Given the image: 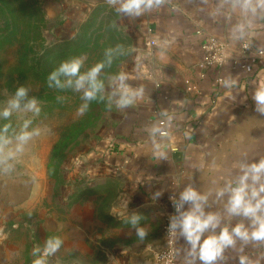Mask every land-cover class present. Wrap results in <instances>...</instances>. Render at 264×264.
<instances>
[{
	"label": "crops",
	"instance_id": "crops-1",
	"mask_svg": "<svg viewBox=\"0 0 264 264\" xmlns=\"http://www.w3.org/2000/svg\"><path fill=\"white\" fill-rule=\"evenodd\" d=\"M65 2L76 4V0ZM119 15L131 37V57L120 71L128 74L132 88L143 87L144 92L133 105L118 109L111 134L86 156V164L75 169L87 177L109 178L113 184L112 244L99 247L103 264H149L165 247L162 228L173 212L172 198L180 203L179 194L187 186L207 195L205 211L218 213L221 227L249 223L229 216L228 197H218L217 192L235 184L240 163L264 158V115L256 111L253 99L264 85V60L241 59L242 42L249 44L251 53L264 52V13L244 16L224 0H167L140 17ZM240 23L245 24V35L234 39L233 30ZM209 37L225 43L238 64L228 61L220 68H201ZM13 204L3 199L0 186L2 230L17 215ZM187 208L184 205L182 210ZM133 215L141 217L136 226L131 224ZM174 217L179 218L177 212ZM137 227L147 231L143 240L136 235ZM81 232L87 237V231ZM51 233L62 238L61 231ZM7 237V232L0 233V264H5ZM62 240L63 247L70 246ZM188 247L177 230L181 264H186ZM241 256L249 264H264V244L238 241L226 250L220 264H239ZM49 264L78 263L54 255Z\"/></svg>",
	"mask_w": 264,
	"mask_h": 264
},
{
	"label": "rangeland",
	"instance_id": "rangeland-1",
	"mask_svg": "<svg viewBox=\"0 0 264 264\" xmlns=\"http://www.w3.org/2000/svg\"><path fill=\"white\" fill-rule=\"evenodd\" d=\"M33 3L43 12V17L38 14L43 18L40 33L34 32L37 36L32 34L28 45L16 40L0 48V108L20 85L29 89V96L36 97L41 108L40 115L33 118V127H39L41 134L27 145L13 171H0L3 199L13 202V212L17 213L13 220L4 223L3 231L8 233L3 240L5 264H31L32 244L43 246L48 237L54 236L51 233L54 230L61 231L62 238L70 244L55 254L61 261L103 264L105 259L99 247L112 244L109 219H112L113 184L109 178L82 175L75 167L86 164V156L111 134L119 110L114 104L109 109L105 99L95 124L81 131L83 123L92 116V108L80 115L81 93L49 88L47 80L37 78L40 68L32 65V61L40 57L38 62L43 65L47 60H55L57 53H66L61 54L63 61L84 56L82 71H86L96 63V43H114L117 38L112 40L110 33L116 28L124 35L130 34L120 15L107 3L89 0H76V4L70 5L65 0H33ZM16 17L18 25H22V17ZM85 22L92 23L90 41L77 45ZM74 39L76 44L62 45ZM117 40L121 42V38ZM130 57L131 50L122 66ZM105 82L107 85V78ZM27 116L31 117V113ZM23 118L24 114L14 113L13 127L18 130ZM81 230L87 231V237ZM96 231H100L99 237L95 236Z\"/></svg>",
	"mask_w": 264,
	"mask_h": 264
},
{
	"label": "clouds",
	"instance_id": "clouds-1",
	"mask_svg": "<svg viewBox=\"0 0 264 264\" xmlns=\"http://www.w3.org/2000/svg\"><path fill=\"white\" fill-rule=\"evenodd\" d=\"M105 2L115 8L118 14L135 18L161 8L167 0H105ZM224 2L229 3L233 9L239 8L244 16L264 13V0H224ZM112 26L115 27V24L113 23ZM244 35L245 24H237L233 30V38L242 39ZM121 48V45H117L115 49H105L104 59L86 71H82L86 60L84 56L61 62L48 75V87L59 90L71 89L81 93L83 103L78 109L80 115L88 110L93 101L103 102L106 99L109 109L113 104L118 109L133 105L143 95L144 89L132 88L127 83L129 79L127 73L120 71L108 76L107 85L102 78V73L106 68L112 67L115 54ZM106 92H109L107 97ZM253 99L257 105L256 111L264 115V85L257 88ZM14 113L24 114L18 130L11 123ZM29 113L31 117L27 116ZM40 113L38 99L29 96V89L24 85L18 86L14 94L0 108V120L5 121L0 124V171L5 173L13 171L15 162L23 155L27 145L41 134L39 127H33V118L38 117ZM239 169L241 174L235 184L225 185L218 190L217 196L227 195L226 212L232 217L245 218L249 221L247 225L239 222L231 227L227 225L221 227V216L215 212L205 211L207 195L192 186L185 187L179 194L180 203L177 204L175 198H172L179 218H171L168 230L173 235L179 230V235L189 245L185 257L186 264H197V262L220 264L225 260L226 250L235 248L238 241L242 245L253 242L264 244V158L242 162ZM184 205H188L187 210H182ZM140 219V216L133 215L131 224L136 226ZM2 232L3 230L0 229V233ZM136 235L143 240L147 236V231L143 227H137ZM63 243L61 237L50 236L44 241L43 246L35 245L31 252L33 258L31 264H49V258L60 250ZM239 264H249V261L241 256Z\"/></svg>",
	"mask_w": 264,
	"mask_h": 264
},
{
	"label": "trees",
	"instance_id": "trees-1",
	"mask_svg": "<svg viewBox=\"0 0 264 264\" xmlns=\"http://www.w3.org/2000/svg\"><path fill=\"white\" fill-rule=\"evenodd\" d=\"M43 12L41 9H39L37 6L35 7V4L33 3V0H0V21L3 22L4 25H0V48L6 44H10L13 41L21 40L28 45L29 41H31L32 37H30L33 34V37L37 36L34 34L36 32L37 34L40 33V27L41 23L43 21ZM17 15L22 17L20 26L18 25V19H16ZM92 26V23L85 22L81 28H80V38L78 44H88L90 40H88L89 30ZM114 31H111L110 35L112 37V40L114 39H120L121 42H117L118 40L112 44L109 43H102L101 45H94V47H98L94 50V52H97L95 55V62H99L104 59V52L107 48H113L115 49L117 45H121L122 48L115 54V59L112 64L111 68H106L104 72L102 73V78L106 79L108 76L116 74L120 72L122 62H124L126 56L129 55L131 50V39L130 37L124 33H121L119 30L113 29ZM77 39V38H76ZM76 39L73 40V42H70V40H66L65 43L63 42L62 45L65 47L69 45L76 44ZM72 41V40H71ZM71 43V44H70ZM81 48V46H77V48ZM46 54H48V51H45ZM61 54L66 55V53H57L58 56H56V59L49 62L48 60L43 63V65L38 62V59L40 57H36L32 61V65H36L38 68H40V71L37 69L35 71L40 72L38 74L37 78L40 80H47L48 75L57 68L61 62H63V56ZM95 63V64H96ZM103 102H96L93 101L90 103L89 107L92 108V116L88 117L86 121L83 123L81 127V131H83L85 128H87L90 125L95 124V121L99 118L100 108L102 107Z\"/></svg>",
	"mask_w": 264,
	"mask_h": 264
},
{
	"label": "built area",
	"instance_id": "built-area-1",
	"mask_svg": "<svg viewBox=\"0 0 264 264\" xmlns=\"http://www.w3.org/2000/svg\"><path fill=\"white\" fill-rule=\"evenodd\" d=\"M199 33V31H197ZM152 41L150 42V44ZM205 55L203 61L199 64L201 68L204 67H222L228 61H232L234 64H238L239 60L235 57H231L228 54L225 43L221 42L214 37H209L206 44L204 45ZM249 44L247 42H242L241 44V59L248 58L252 63H256L259 60H264V52L261 50L255 51L253 53L249 50ZM242 68L245 65H241ZM218 82L221 81L220 78L217 79ZM186 90L191 91V87H187ZM164 134V133H163ZM176 212L175 205L173 206V212L167 217L165 224L163 225V234L165 238V247L156 252L152 261L149 264H181L177 258L176 251V234H170L169 224L171 218L174 217Z\"/></svg>",
	"mask_w": 264,
	"mask_h": 264
}]
</instances>
